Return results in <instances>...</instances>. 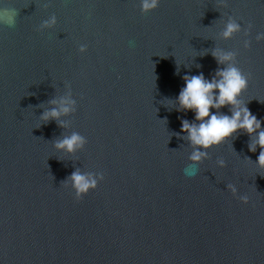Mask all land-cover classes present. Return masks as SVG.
Segmentation results:
<instances>
[{"label": "water", "instance_id": "water-1", "mask_svg": "<svg viewBox=\"0 0 264 264\" xmlns=\"http://www.w3.org/2000/svg\"><path fill=\"white\" fill-rule=\"evenodd\" d=\"M6 2L18 16L0 26V264H264L262 149L250 151L264 131V0H160L146 14L139 0ZM230 18L241 30L225 39ZM216 50L237 54L238 99L261 127L193 162L181 129L194 113L176 98L185 75L228 66ZM62 100L68 113L40 119ZM73 134L83 146L56 147ZM75 172L97 180L80 199Z\"/></svg>", "mask_w": 264, "mask_h": 264}, {"label": "clouds", "instance_id": "clouds-1", "mask_svg": "<svg viewBox=\"0 0 264 264\" xmlns=\"http://www.w3.org/2000/svg\"><path fill=\"white\" fill-rule=\"evenodd\" d=\"M160 4V0H139L140 11L143 14L155 10ZM18 12L14 7L8 6L6 0H0V26L9 28L15 27L17 22ZM56 23V18L53 16L50 20L45 21L42 27H50ZM251 25H249V29ZM240 25L233 19H229L223 30V37L230 39L234 33L239 32ZM245 36L248 35V30H244ZM257 41L264 40V33H258L255 37ZM250 42L244 41V47L248 48ZM80 52L86 51V45L80 46ZM236 53H224L220 50L213 52V56L218 63L228 62V66L219 70L212 80H207L203 74L184 76V87L179 92L176 102L179 107L184 110L194 113L193 123L182 121V131L188 133L187 139L192 145L197 146L195 151L189 157L193 162H199L202 157L207 155V150L211 147L218 146L223 143L228 137L239 129H244L248 134L256 132L260 129L261 122L251 111L242 105L238 97L248 87L249 76L245 75L236 65ZM57 104L56 100L51 102ZM60 108H53L50 111H45L41 120L47 121L49 118H58L61 114H66L70 111L67 104L70 101H59ZM228 106L231 110V115L224 114L220 109ZM85 139L78 134H73L69 138H65L56 144L57 148H66L72 151L74 147L83 146ZM259 146L262 150L257 158V165L260 169H264V131H259L254 143L250 146V151H255ZM223 166L224 161H220ZM185 174L194 176L197 174L195 164H190L185 168ZM72 187L74 188L75 196L80 199L86 195L89 190L97 187V180L91 176L85 177L79 172H75L71 176ZM103 176L98 175V180H102ZM229 189L235 195L236 189L233 185H228ZM242 203H248L246 195L240 196Z\"/></svg>", "mask_w": 264, "mask_h": 264}]
</instances>
